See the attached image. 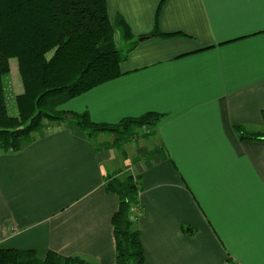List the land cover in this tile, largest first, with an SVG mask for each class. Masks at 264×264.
I'll return each mask as SVG.
<instances>
[{
	"label": "crops",
	"instance_id": "obj_1",
	"mask_svg": "<svg viewBox=\"0 0 264 264\" xmlns=\"http://www.w3.org/2000/svg\"><path fill=\"white\" fill-rule=\"evenodd\" d=\"M106 2L118 47L132 40L120 22L133 40L163 36L140 41L121 77L60 110L107 124L164 117L124 155L114 136L90 140L66 124L0 150V249L115 264L119 200L105 185L122 171L141 185L133 228L145 264H264V140L236 131L264 133V0Z\"/></svg>",
	"mask_w": 264,
	"mask_h": 264
},
{
	"label": "trees",
	"instance_id": "obj_2",
	"mask_svg": "<svg viewBox=\"0 0 264 264\" xmlns=\"http://www.w3.org/2000/svg\"><path fill=\"white\" fill-rule=\"evenodd\" d=\"M125 40L131 37L120 22ZM162 37L157 28L146 37L118 47L109 20L106 0H0V150L18 152L52 125L66 124L83 132L88 139L114 135L116 147L130 143L137 130L154 134L164 115L149 112L125 118L117 124L96 123L89 113L61 111L60 107L90 90L122 76L121 64L140 41ZM171 37V36H169ZM17 60L23 87L15 98L17 114L8 110L4 78L9 61ZM241 140H264V133H248L236 128ZM160 151L145 156L149 160ZM122 171L106 177L105 189L118 197L119 205L111 224L115 238V264H145L140 234L133 228L134 212L141 213V185ZM186 232L191 233L190 229ZM229 264H238L232 258ZM0 264H90L79 258L49 252L41 260L34 251L0 249Z\"/></svg>",
	"mask_w": 264,
	"mask_h": 264
},
{
	"label": "rangeland",
	"instance_id": "obj_3",
	"mask_svg": "<svg viewBox=\"0 0 264 264\" xmlns=\"http://www.w3.org/2000/svg\"><path fill=\"white\" fill-rule=\"evenodd\" d=\"M9 66H10V72L4 78V89L7 99L8 110L10 114L16 115L17 110H16L15 98L18 94L22 93L23 87L18 72L17 60L15 58L10 59ZM147 133H149V130L146 129L136 131L135 137H133L132 141L130 142V144L133 145V148L138 146V142L140 144H144L146 140H144L143 136H145ZM114 138L115 140L114 142H111V145H114L117 139L115 136Z\"/></svg>",
	"mask_w": 264,
	"mask_h": 264
}]
</instances>
